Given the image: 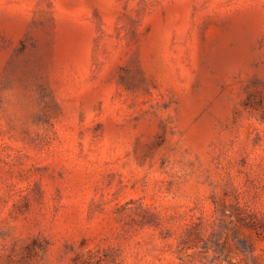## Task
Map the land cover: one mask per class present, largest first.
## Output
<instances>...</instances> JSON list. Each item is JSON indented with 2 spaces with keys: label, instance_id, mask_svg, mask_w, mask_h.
<instances>
[{
  "label": "rangeland",
  "instance_id": "374dc122",
  "mask_svg": "<svg viewBox=\"0 0 264 264\" xmlns=\"http://www.w3.org/2000/svg\"><path fill=\"white\" fill-rule=\"evenodd\" d=\"M0 264H264V0H0Z\"/></svg>",
  "mask_w": 264,
  "mask_h": 264
}]
</instances>
